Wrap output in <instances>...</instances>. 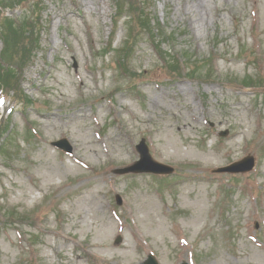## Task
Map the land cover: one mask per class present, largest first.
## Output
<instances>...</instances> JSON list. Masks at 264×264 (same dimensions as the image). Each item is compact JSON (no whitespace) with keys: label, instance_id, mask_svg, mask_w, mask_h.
<instances>
[{"label":"rangeland","instance_id":"374dc122","mask_svg":"<svg viewBox=\"0 0 264 264\" xmlns=\"http://www.w3.org/2000/svg\"><path fill=\"white\" fill-rule=\"evenodd\" d=\"M19 1L2 0L0 6L15 9H0V20L35 21L30 14L41 4L42 27L40 45L18 79L32 104L23 112L10 97L17 98L15 90L0 88L6 97L0 120L9 118L14 136L10 145L0 140L6 148L0 150V210L14 209L13 220L19 219L7 225L0 216V264H23L26 250L41 264H94L91 257L136 264L149 252L160 264H264V0H126L180 33L174 42H162L170 55L213 58L211 75L199 82L171 79L138 27L132 28L135 52L127 61L136 79L119 78L113 51L101 56L109 41L117 49L126 34L128 9L113 33L112 0ZM4 44L0 40V52L11 49ZM9 59L19 64L17 57ZM245 75L262 83L244 86ZM142 137L153 158L173 166L183 180L163 195L150 176L134 181L122 195L130 210L116 209L129 216L122 227L106 211L112 186L93 188L92 169L105 168L113 178L109 168L138 159L135 145ZM60 138L71 143L70 154L51 145ZM247 155L255 159L252 171L213 172ZM68 178L76 179L64 191ZM120 178L118 190L129 183ZM69 191L81 195L76 210L67 206ZM39 215L46 220L41 232L30 226ZM111 224L122 233L119 244L111 236V249L85 245L98 243L102 231L112 234ZM23 234L38 235L37 249ZM76 244L87 248L89 260Z\"/></svg>","mask_w":264,"mask_h":264},{"label":"trees","instance_id":"16d2710c","mask_svg":"<svg viewBox=\"0 0 264 264\" xmlns=\"http://www.w3.org/2000/svg\"><path fill=\"white\" fill-rule=\"evenodd\" d=\"M120 1L121 0H118V2H120ZM123 6H124L123 3L122 4L119 3L118 9H121ZM134 10H137V9H134ZM137 11L138 12L134 11V14H135V18H137L136 21L139 24V26L142 27V23L144 25H149L150 17L148 15V13H146L145 11H144L145 12L144 13L143 11H140V10H137ZM143 19H147L146 24L144 23ZM38 24H39V18L36 19V27L37 28H38ZM27 28H28V30H27ZM33 28L34 27L31 26V23L29 22V20L23 21L20 24H18L17 22H15L13 20L7 21L6 22V30H8L10 34H8V35L5 34L3 36L6 47H11V49L16 48V50H15L16 54H19L22 51H25V55L28 56L31 53V50L35 47V45H37V36L32 37ZM148 34H149L150 40L157 41L158 39H156V38L162 34V31H161V28L159 26H157V33H155L154 29L149 27L148 28ZM25 40H28V41L26 42ZM11 49H10V51H11ZM10 51L7 53V55L10 53ZM184 56L188 57L189 55H184ZM175 62L179 66V69L177 70V73H179V70L181 69L183 62H181L179 59L175 60ZM21 65H23V64H21ZM204 66L203 65L197 66V68L199 69V72L202 71ZM194 71H196L195 67H194ZM243 82L248 84V83L252 82V79L251 78L245 79V80H243Z\"/></svg>","mask_w":264,"mask_h":264},{"label":"water","instance_id":"95a60500","mask_svg":"<svg viewBox=\"0 0 264 264\" xmlns=\"http://www.w3.org/2000/svg\"><path fill=\"white\" fill-rule=\"evenodd\" d=\"M60 146H65L66 143L65 142H59L57 143ZM254 166V158L251 156H248L246 158H244L241 161H238L236 163L231 164L230 166L224 167V168H220L218 171L219 172H224V171H228V172H243V171H249L252 169V167ZM182 264H187V263H182Z\"/></svg>","mask_w":264,"mask_h":264},{"label":"bare ground","instance_id":"6f19581e","mask_svg":"<svg viewBox=\"0 0 264 264\" xmlns=\"http://www.w3.org/2000/svg\"><path fill=\"white\" fill-rule=\"evenodd\" d=\"M109 238H110V235L105 232L104 235H103V239L98 244L93 242V243H89L88 245H91V246H102L105 249H109L110 248V246L108 244Z\"/></svg>","mask_w":264,"mask_h":264}]
</instances>
